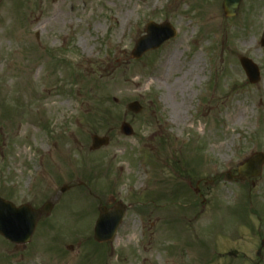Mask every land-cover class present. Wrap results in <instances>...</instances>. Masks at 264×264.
Returning a JSON list of instances; mask_svg holds the SVG:
<instances>
[{"label":"rangeland","instance_id":"1","mask_svg":"<svg viewBox=\"0 0 264 264\" xmlns=\"http://www.w3.org/2000/svg\"><path fill=\"white\" fill-rule=\"evenodd\" d=\"M222 3L0 0V196L55 201L28 244L0 235V264H264V166L254 185L224 178L264 153V0L235 17ZM150 21L178 34L136 59ZM93 135L109 145L93 151ZM111 196L128 209L100 244Z\"/></svg>","mask_w":264,"mask_h":264},{"label":"water","instance_id":"2","mask_svg":"<svg viewBox=\"0 0 264 264\" xmlns=\"http://www.w3.org/2000/svg\"><path fill=\"white\" fill-rule=\"evenodd\" d=\"M242 0H223V8L227 16H235L239 11ZM177 30L173 25L165 21L163 23L149 22L146 26V34L138 39L132 51V56L136 59L141 58L145 53L160 48L163 43L174 38ZM262 45L264 46V32L262 35ZM241 63L252 83H258L261 80V71L259 66L250 58L241 57ZM128 110L134 113H140L143 106L139 101H133L128 105ZM121 130L125 135H133V127L128 122H123ZM109 137L94 135L92 137V149L97 150L109 144ZM264 164V154L255 153L247 159L240 167L239 174L233 176L227 172L226 179L231 181L235 178L250 180L262 173ZM68 188L64 187L62 191ZM54 206L53 201L46 202L40 209H34L30 205L16 206L14 203L0 197V234L13 243L26 244L33 236L38 220L43 214H49ZM127 207L118 202L113 208L106 209L101 207V214L95 226V238L99 242L111 241L117 233ZM264 245V243H262ZM261 250L258 251L260 255Z\"/></svg>","mask_w":264,"mask_h":264},{"label":"bare ground","instance_id":"3","mask_svg":"<svg viewBox=\"0 0 264 264\" xmlns=\"http://www.w3.org/2000/svg\"><path fill=\"white\" fill-rule=\"evenodd\" d=\"M176 60V55L175 54H171L169 57H166V59L164 60V65H174V62ZM196 62H199L198 60ZM174 117V119H178L181 118L180 112L177 108H174V113L172 115Z\"/></svg>","mask_w":264,"mask_h":264},{"label":"flooded vegetation","instance_id":"4","mask_svg":"<svg viewBox=\"0 0 264 264\" xmlns=\"http://www.w3.org/2000/svg\"><path fill=\"white\" fill-rule=\"evenodd\" d=\"M211 181H212V183L214 182V180H211ZM200 182H202V183H203V182H207V180L204 179V178H202V179L200 180ZM200 182H199V183H200ZM199 190L201 191V188H199ZM202 195H203V194H202Z\"/></svg>","mask_w":264,"mask_h":264}]
</instances>
